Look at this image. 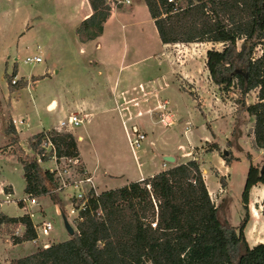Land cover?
I'll return each mask as SVG.
<instances>
[{
    "label": "rangeland",
    "instance_id": "obj_1",
    "mask_svg": "<svg viewBox=\"0 0 264 264\" xmlns=\"http://www.w3.org/2000/svg\"><path fill=\"white\" fill-rule=\"evenodd\" d=\"M131 2V5L125 4L123 8L131 9L136 6V17L141 25L138 23L134 27L131 21L124 20L116 23L111 34H105L98 41L83 43L77 36V28L90 11L87 0H0V149H3L0 152L1 213L11 218L29 214L36 226L43 221H49L53 226L48 236H43L38 231L40 241L37 245L30 241L18 247H14L11 240V229L4 232L0 230V264H10L12 259L27 256L30 250L41 248L49 240L62 242L69 239L60 209L58 212L49 198H37L39 205L32 208L28 202L26 209L19 205V201L28 199L24 192L23 169L17 157L12 155L14 148L9 145L4 133L5 125L11 124L13 118H24L31 127H23L24 132L20 136L23 147L30 152L32 137L27 140L25 138L31 132L38 134L44 128L58 127L60 121L66 118L65 114L59 112L61 109L48 110L53 99L57 103L56 109L63 103V92L67 93L68 99L79 96L80 93L95 99L101 95L108 97L118 90L123 93L120 101L124 102L128 111L136 114L139 110H152L151 116L143 115L133 123L126 122L128 129L137 125L147 133L138 156H142L145 151L148 159L140 169L132 156L117 114L103 113L104 107L92 104L89 106L93 113L91 118L84 119L81 125L75 127L74 132L84 138L78 145L85 154L92 155L90 151L93 144L99 150L116 149L113 153L115 159L119 158L126 168L123 175L116 173L117 170L106 171L102 168L98 172V181L96 179L99 190L121 187L128 181L139 178L140 170L151 174L160 169L163 163L162 153H169L167 156L176 158L177 163L187 162L195 155L206 170L207 183L213 193L211 199L219 207L222 221L238 226L244 217L242 195L248 171L251 164L264 169V151L253 147L250 137L252 118L246 113L236 114L233 101L237 99V93L223 97L212 82L205 81L206 75L201 76L205 68L203 64L206 52L211 48L220 49L221 46L179 44L171 46L175 56L170 55L162 49L159 38L157 41L151 39L152 29L147 21H152V18L145 2L139 0V5L137 0ZM140 27H143V32ZM153 29L156 33L155 26ZM145 40L148 46H145ZM97 43H101L100 49L97 48ZM127 49L128 54L125 55ZM149 54L151 57L147 58ZM182 55L189 59L185 68L191 71L192 80L194 77L197 79L195 85L187 83L181 76L184 75L181 70ZM35 57H39L41 62L29 63L26 60ZM124 64L128 66L123 68ZM14 71L17 73V80L27 81L24 87L11 86ZM116 79L118 85L114 91ZM155 93L161 98L160 104L168 99L171 113L177 112L180 118L185 121L188 119L190 124L164 128L160 121L161 114H155V107L158 105ZM197 93L199 101L192 96H197ZM256 96L257 91L252 92L248 103H255ZM133 97L137 99L130 100ZM127 100L129 101L126 102ZM67 112L71 115L74 110L71 108ZM154 133L159 141L152 148L150 142L154 139ZM206 138L212 144L203 146L202 152L191 148L190 139L201 147V140L205 144ZM223 149L229 151L234 159L226 169L220 170L219 161L223 158ZM154 154L157 156L153 157ZM168 165L171 167L170 163ZM42 167L49 169L54 164L47 161ZM7 187L12 188L11 193L5 192ZM70 193L60 192V197L67 222L75 230L76 217L70 214ZM262 200V191L258 186L250 194V220L245 230L249 245L259 244L264 240V216L260 210ZM252 237H256L255 240Z\"/></svg>",
    "mask_w": 264,
    "mask_h": 264
},
{
    "label": "trees",
    "instance_id": "obj_2",
    "mask_svg": "<svg viewBox=\"0 0 264 264\" xmlns=\"http://www.w3.org/2000/svg\"><path fill=\"white\" fill-rule=\"evenodd\" d=\"M87 1L92 13L77 28L83 43L103 34L113 6L124 0ZM143 1L162 44L221 46L206 52L208 77L223 97L237 93L233 101L236 114L252 118L253 147L264 150V0ZM16 74L14 71L11 78ZM17 84L11 86L24 87L27 81L21 79ZM254 91L257 101L249 104ZM4 133L14 148L12 155L22 165L25 195L49 198L65 216L58 182L38 159L50 160V153L43 156V146L50 142L58 158L75 159L82 170L75 136L57 129L42 131L32 137L27 153L12 123L5 125ZM233 159L231 153L222 158L227 166ZM257 185L263 187L264 216V169L251 164L242 195L245 215L238 226L220 218L197 160L98 195L91 191L88 208L74 220L73 236L37 248L11 264H264V243L250 247L245 235L250 194ZM5 192L11 193L12 188ZM22 201L19 205L23 207ZM35 227L29 214L11 218L0 213V230L11 229L14 245L36 239ZM19 228L23 233L16 236Z\"/></svg>",
    "mask_w": 264,
    "mask_h": 264
},
{
    "label": "crops",
    "instance_id": "obj_3",
    "mask_svg": "<svg viewBox=\"0 0 264 264\" xmlns=\"http://www.w3.org/2000/svg\"><path fill=\"white\" fill-rule=\"evenodd\" d=\"M126 0H124V2L123 3H120L119 4V6H116V5H114L113 6V9H112V12H111V16L109 17V19L106 21V23L104 24V30H103V34L99 37V38H97L96 39V41H98V40H100V38L102 39L104 36H105V34H111V30L114 28V26H116V23H118V22H121V21H124V20H128V21H131V23H132V25L134 26V27H136V25L139 23L140 25H141V22H140V20L139 19H137V17H136V14H137V11H136V6L135 7H131V9L129 8V9H125V8H123V6L126 4V5H131L132 4V2H131V0H129L130 1V3H126L125 2ZM138 2H137V4L139 5L140 4V2H139V0H137ZM137 5V6H138ZM148 9V8H147ZM91 13H92V11H91V8H90V11H88L87 13H86V18L88 17V16H90L91 15ZM122 17V18H121ZM151 17V16H150ZM86 18H84V19H86ZM83 19V20H84ZM82 20V21H83ZM148 22V25H150L149 27H150V29H152V36H151V39L152 40H156L157 41V38H159V35H158V33H157V30H156V33H155V31H154V29H153V26H155V24H154V21H153V19H152V21H147ZM151 22H153V24L154 25H152V23ZM140 29L142 30V32H143V27H140ZM158 36V37H157ZM145 46H148V43H147V40H145ZM126 44L128 45V42H126ZM161 44H162V42H161ZM179 44H176V45H164V44H162V49H164V52H168V53H170V55H173L174 53H175V51L174 50H172L171 48V46H178ZM102 47V45H101V43H97V48H101ZM128 49L127 50H125V55H127L128 54ZM164 52H161V53H164ZM178 55H179V52H178ZM174 56H175V54H174ZM148 57H151V55L149 54V56H147V58ZM176 58V57H175ZM183 58V59H182ZM177 59H178V57H177ZM181 59V65H182V69L181 70H183L184 71V75L183 74H181V76H183V78H184V80L187 82V83H189V84H194L195 85V82H196V78L194 77L193 78V80L191 79V75H192V73H191V71L190 70H186V68H185V66L189 63V59H187V57H184L183 55H182V57L180 58ZM184 62V63H183ZM128 65H123L122 67L123 68H125V67H127ZM203 66L205 67V58H204V64H203ZM57 73V72H56ZM202 75H206V79H205V81L206 82H208V83H210L211 81L208 79L209 77H208V73H207V71H206V68H204L203 69V72H201V76ZM200 81V80H199ZM118 85V79H116V83H115V86H114V91L117 89L116 88V86ZM196 87V86H195ZM182 89H183V87H181ZM184 90H186L185 88H184ZM66 94L67 93H64L63 92V94H62V96H63V103L62 104H59L58 105V107H57V109L55 108V106H56V101L53 99L52 101H51V103H50V105L48 106V110L49 111H52V110H59V109H61V110H59V112H61V114H65V116L64 117H66V118H68L70 115L68 114V112H67V110L68 109H73L74 110V112H72L71 114H79V117H81V118H84L85 120H87V119H90L91 118V116H92V112H91V110L89 109V106L90 105H97V106H102V107H104L103 109H102V112L103 113H106V112H112V113H115V114H117L119 117H120V119H121V122H122V125H123V122L124 121H128V122H131V123H133V121L135 120V119H137V118H139L140 116H143V115H147V116H151V113H152V110H151V108H148V109H146V111H143V110H139L136 114H134L133 112H130V110L128 111L127 110V107L125 106V104H124V102H122V101H120V98L121 97H123V93L122 92H118V90L114 93V94H109L108 95V97H101V96H99V97H97V98H95V99H92V98H90L87 94H83L82 95V93H80L79 94V96H73V97H71V98H67L66 97ZM72 96V95H71ZM154 96H155V98H156V100H158V105H160V103H162V101H160L161 100V98L158 96V94L157 93H155L154 94ZM197 100L196 101H199V95H198V93H197ZM135 99H137L136 97H133L132 99H130V100H135ZM123 100V99H122ZM129 100H127L126 102H128ZM138 101V100H137ZM137 101H135L136 103H137ZM164 101H166V102H168V105H167V109H168V112H165L166 114H168L169 116H168V118H169V120L172 122V125H170V126H168V127H171V126H176V125H178V124H184V126H188L189 124H190V122L188 121V119L185 121L183 118H180V116L178 115V113L177 112H175V111H173L172 113H171V111H170V109L168 108V106H169V100L168 99H166V100H164ZM158 105L155 107L156 109H157V111H156V113L155 114H161L162 113V111H160V112H158ZM139 113L141 114L140 116H139ZM154 113V112H153ZM65 118V119H66ZM149 119L152 121V119H151V117H149ZM62 120H64V119H62ZM183 121V122H182ZM153 123L152 124H154V121H152ZM182 122V123H181ZM23 127H25V129H29L30 127H31V125H29V123H28V126H23ZM23 127H22V132H20V133H18L19 134V137H20V141H21V146L23 147V143H22V138H21V136H20V134H22L24 131V129H23ZM57 126H55V127H50V128H48V129H43V130H41V131H39V132H42V131H48V130H51V129H57L56 128ZM164 128H165V126H164ZM123 130H124V132H125V136H126V139H127V135H126V131H125V128H124V126H123ZM186 132H187V130H186ZM185 132V133H186ZM74 136H75V138H76V140H77V145H78V142H80V141H83L84 140V138H83V136L82 135H78V134H76L75 132H74V130H72V132H71ZM85 133H86V130H85ZM36 134V132H31L29 135H28V137H26L25 138V140H27L28 138H30V137H33L34 135ZM147 134V133H146ZM155 134V133H154ZM190 132L188 133V137H190ZM251 137V136H250ZM153 141H151L150 142V146L152 147V148H155L156 147V143L159 141V138L156 136V134L155 135H153ZM8 138H7V136H6V140H7ZM251 140H252V137H251ZM128 142V141H127ZM201 142L203 143V141L201 140ZM94 143V142H93ZM190 143H191V148L192 149H199V151H201L202 152V150L204 149L203 148V146H205L206 144L207 145H211L212 143H210V140L209 139H207L206 138V140L204 141V143L205 144H202L201 143V147H199V146H196L195 144H194V141H192L191 139H190ZM129 145V144H128ZM130 148V147H129ZM23 149L27 152V153H30L29 152V149H25V147H23ZM213 149H215V148H213ZM78 150H79V158H80V165H81V167H82V169H84L87 173H88V175H90L92 178H93V183H94V185H95V188H96V191L98 192V193H100V192H102V191H106V190H110V189H115V188H110V189H105V190H99L98 189V185L96 184V179H97V181H98V172L103 168L104 170H106V171H112V170H117V171H115L116 173H118V174H120V175H123L124 174V171L126 170V168H125V166L121 163V161L119 160V158H117V159H115V156L113 155V153L114 152H116L115 150L116 149H112V150H110V149H102V150H99L98 148H96V146L93 144L92 145V148H91V153H92V155H90V154H85L84 152H83V150H81L80 149V147H79V145H78ZM262 151H264V150H261V152ZM7 154H9V153H7ZM3 155H5V154H3ZM165 155L167 156V155H169V153H162V160H163V163L161 164L162 166H161V168L159 169H157V170H155L154 172H152L151 174L149 173V174H145V173H143V170L141 171L140 170V174H139V178H137V179H133V180H130V181H128L127 183H125L123 186H125V185H127V184H129L130 182H139V181H141L142 179H147V178H149V177H152V176H154L155 174H157V173H159V172H161V171H164V170H166V169H168L170 166L168 165V163L167 162H165L164 161V157H165ZM133 156V155H132ZM157 156V154H154V156L153 157H156ZM134 158V157H133ZM144 161H143V160ZM146 159H148V157H147V154H146V152L145 151H143V155L142 156H140V160H139V162L142 164V166L140 167V168H143L144 167V165L147 163L146 162ZM175 159V161H174V163H170V165H171V167L172 166H177V165H180V164H184V163H186V162H184V163H177L176 162V158H174ZM135 160V159H134ZM191 160H199L198 159V157H196L195 155L193 156V158L191 159ZM190 161V160H189ZM49 162H52L53 164H54V162L53 161H49ZM136 162V161H135ZM188 162V161H187ZM137 163V162H136ZM201 165V170H202V172H203V176H204V179H205V183H206V185H207V189H208V191H209V194H210V196H212L213 195V193H212V191L210 190V188H209V186H208V183H207V173H206V170L203 168V166H202V163L200 164ZM219 166H220V170H223V169H226L227 168V165L225 164V162L223 161V160H221V161H219ZM139 168V169H140ZM220 170H217L218 171V173L219 174H222L221 172H220ZM108 175H110L109 173H108ZM221 177H223V176H221ZM258 186H260V189H261V191H262V195H263V187H262V185H257V186H255L254 188H252V190H251V194L255 191V189L258 187ZM122 187V186H121ZM117 188H119V187H117ZM39 200L41 199V198H38ZM0 206H1V204H0ZM23 208H24V206H23ZM32 208V207H31ZM56 208H57V211L59 212V208H58V206H56ZM26 209V208H25ZM262 208L260 207V210H261ZM33 221V220H32ZM33 223H34V221H33ZM42 223V222H41ZM40 224V223H39ZM34 225H35V223H34ZM36 226V225H35ZM40 238V237H39ZM255 238L256 237H252V239H254L255 240ZM40 241V240H39ZM54 242H52V240H49V242H48V244H45V245H43V246H41V248L42 247H48V246H50L51 244H54V243H59V242H55V240H53ZM30 242V241H29ZM29 242H24V243H22V244H17V245H14V247H18V246H22V245H24V244H26V243H29ZM32 242V241H31ZM33 243V242H32ZM261 243H264V240L261 242ZM34 244V243H33ZM256 243H254V244H251L250 245V247H253L254 245H255ZM34 245H37V244H34ZM36 249H37V247H35L33 250H30L31 252H30V254L31 253H33V252H35L36 251ZM29 255V254H28ZM15 259H17V258H15ZM13 260V259H12ZM11 260V261H12ZM11 261H10V264H11Z\"/></svg>",
    "mask_w": 264,
    "mask_h": 264
},
{
    "label": "built area",
    "instance_id": "obj_4",
    "mask_svg": "<svg viewBox=\"0 0 264 264\" xmlns=\"http://www.w3.org/2000/svg\"><path fill=\"white\" fill-rule=\"evenodd\" d=\"M121 1L119 3H123ZM126 3H130L129 0L125 1ZM27 62L29 63H38L41 62L39 57H35L33 59L27 58ZM19 80L15 78L12 79V84L16 85ZM168 102L164 101L163 104L158 105V109L162 111L161 113V123L163 126L168 127L172 125V122L168 118V114H166ZM141 114L139 113V116ZM84 118L79 117V114H71L68 118L61 120L58 124L57 130H74L75 127L81 125L83 123ZM12 125L14 126L17 133L22 132L23 126H28L27 121L24 118L12 119ZM123 126L126 131L127 141L132 152V155L137 162L138 167L140 168L142 164L139 162L140 156H138V152L142 148V143L146 140L147 134L138 128L137 125H132L130 129L126 127V121L123 122ZM44 152L46 154H51V158L48 161L54 162V167L49 168V171L54 174L55 179L58 182V191L66 192L70 191L71 205L72 209L70 211L71 215H75L76 218L80 217V214L85 211L89 206V200L94 195H98L99 193L96 191V188L93 183V179L84 169L79 168V164L75 159L72 158H58L56 155V150L54 146L48 142L45 144ZM39 163L43 164L42 158L38 159ZM81 166V165H80ZM144 180V179H142ZM141 180V181H142ZM91 191L94 192L91 194ZM24 208H27V202L31 207L38 206L39 203L37 198H28L23 201ZM1 207V206H0ZM1 213V208H0ZM37 231V238L32 240L34 244L39 243V235L38 231L43 236H48L53 229L52 223L49 221H43L39 224V226L35 227ZM23 233V229L19 228L15 232L16 236H20Z\"/></svg>",
    "mask_w": 264,
    "mask_h": 264
},
{
    "label": "water",
    "instance_id": "obj_5",
    "mask_svg": "<svg viewBox=\"0 0 264 264\" xmlns=\"http://www.w3.org/2000/svg\"><path fill=\"white\" fill-rule=\"evenodd\" d=\"M222 155H223V157H227L229 155V151H227L226 149H223ZM163 159L167 163H174V161H175V159L173 157H169V156H165ZM62 216H63L64 222H65V227L68 231L69 236H73L75 230L68 224L66 217L64 215H62Z\"/></svg>",
    "mask_w": 264,
    "mask_h": 264
}]
</instances>
